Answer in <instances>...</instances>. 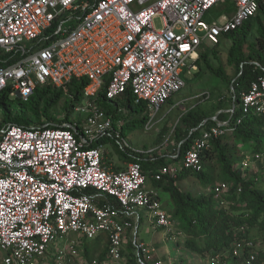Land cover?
<instances>
[{"label": "built area", "instance_id": "1", "mask_svg": "<svg viewBox=\"0 0 264 264\" xmlns=\"http://www.w3.org/2000/svg\"><path fill=\"white\" fill-rule=\"evenodd\" d=\"M219 1L0 0V93L9 90V96L25 101L37 86L86 80L83 100L74 108L82 115L80 124L72 118L60 126L0 128V264H36L50 242L70 231L87 239L105 232L108 256L119 262L126 230L137 264H166L153 247L137 240L139 210L146 209L151 222L173 233L172 238L181 232L174 233L157 193L144 189L146 176L136 157L123 168L105 165L103 139L133 155L141 151L121 130L127 108L117 105L112 115L95 99L113 102L130 90L135 103H145L149 114L143 126L150 128L162 105L184 86L186 60L188 68L196 70L205 40L218 42L264 4L233 0L230 14L207 21ZM234 109H227L228 120H216L192 138L182 157L185 169H203L201 151L213 138L232 131ZM237 109V123L243 115H264V75L241 92ZM261 157L255 153L250 159ZM250 159H243L240 169L247 168ZM177 171L176 165H163L152 177L175 176ZM228 190L225 181L212 187L217 197ZM73 244L68 245L71 255L77 253ZM245 244L253 246L252 241ZM241 246L234 245L233 255ZM254 260L250 252L245 264Z\"/></svg>", "mask_w": 264, "mask_h": 264}, {"label": "trees", "instance_id": "2", "mask_svg": "<svg viewBox=\"0 0 264 264\" xmlns=\"http://www.w3.org/2000/svg\"><path fill=\"white\" fill-rule=\"evenodd\" d=\"M260 14L264 16V4L259 11L241 26L220 35L218 42L211 46L201 44L198 57L195 60L199 68L220 77L227 86L230 93L228 108H222L221 104L212 114H207L199 108H189L178 117V121L172 127L173 139L176 141L173 153L160 154L154 148L147 156L133 155L127 151L126 160L136 157L142 172L145 174H155L158 170H152V164L157 162L160 167L170 165L179 161L180 166L175 176L164 175L154 181L162 184L169 191L174 204L173 213L170 218L176 221L180 232L184 233L183 243L193 252L202 256H209L211 259H228L230 264H245V260L250 252L255 255L254 264H264V178L258 172H240L235 167L238 160L253 158V154L260 153L261 167H264V115L255 113L243 115L240 123L235 122V117L240 114L236 102L239 103L241 92L248 89L250 82L264 75V26L260 20ZM258 23V36L255 40L248 39L252 23ZM222 39L230 41L227 50V64L234 68L232 74L226 72L220 63L218 56L219 43ZM217 62V65L214 64ZM85 79L71 78L64 86L56 87L50 84L37 86L33 94L25 101L17 97L9 96V90L0 93V128L8 124H17L26 128L60 126L64 122L72 123L71 114L74 108L83 100V87ZM99 91L103 95L104 88ZM67 96L68 104L63 105L64 116L59 120L53 115L52 109L59 101ZM96 102L112 115L116 112V106L121 105L127 108L128 112L122 116L125 128L135 125L133 115L142 114L140 122L148 117L145 103H135L130 90H126L122 95L116 97L113 102H104L99 98ZM168 99L167 101H169ZM111 103L114 106H111ZM219 103H222L220 100ZM235 105L234 115L231 116L233 129L227 134L213 138L208 142L201 153V164L207 167L209 172L202 174L196 172L203 181L209 182L208 193L194 194L190 191L182 190L178 185L184 170L182 157L188 148L192 138L197 136L201 128H207L216 124V120H226L225 114L230 117L227 109ZM216 116L215 119H212ZM76 124H80V119L76 118ZM167 132V127L162 126L157 140ZM240 144L254 147L252 155H248L245 149H240ZM247 169V168H245ZM188 172H194L187 170ZM222 173L225 181L229 185V190L220 197L212 192L213 175ZM240 190V191H239ZM90 191V190H86ZM222 204H220V200ZM101 239V236H96ZM252 241L253 246H246L245 242ZM237 242L242 246L238 255H233V247ZM180 243V241H176ZM106 250L99 258V263L108 256ZM86 248L84 252H86ZM124 264H137L133 251L132 240L128 247L122 249Z\"/></svg>", "mask_w": 264, "mask_h": 264}, {"label": "rangeland", "instance_id": "3", "mask_svg": "<svg viewBox=\"0 0 264 264\" xmlns=\"http://www.w3.org/2000/svg\"><path fill=\"white\" fill-rule=\"evenodd\" d=\"M233 0H221L216 3L210 11V14L206 15V20L209 21L210 16L218 17L222 13H228L232 8ZM260 20L263 22L264 26V16L260 14ZM156 24L159 25V20H156ZM258 23L254 21L251 26V31L249 33L248 39L250 41L255 40L258 36ZM204 45L211 46L208 40L204 41ZM230 45V41L227 39H222L219 43L218 56L220 58V63L224 67L227 73L232 74L234 68L227 64V50ZM186 65L183 67L181 77L184 80V86L177 91L171 100L167 101L162 105L157 113L155 122L148 129L144 128V124L140 122L142 114L133 115L135 125L130 128H125L123 135L129 141L131 146L141 153V156H147L151 154V151L156 148L157 152L164 155L168 153H173L176 141L173 139L172 127L178 121V117L184 113L189 108L197 107L201 111L212 114L217 108V105L221 104L222 108H228L230 105L229 97L230 93L227 91V86L225 82L220 78L205 70V68H199L198 65L196 70H190L189 60H186ZM217 65V62L214 61ZM198 95H200L198 97ZM222 103H219V101ZM68 104L67 96L59 101V103L52 109L53 115H55L59 120L64 116L63 105ZM238 105V102H236ZM111 106H114L111 103ZM72 118H79L82 120V115L74 110L71 114ZM228 120V115L225 117ZM162 126L167 127V132L161 136L160 140H157L159 132ZM101 140H99L100 142ZM104 156L105 161L108 163L110 159L115 161L119 157H124L126 154L124 152H119L115 143L109 139H103ZM240 149H245L248 155H252L254 147L251 145L240 144ZM250 159V158H249ZM251 160V159H250ZM180 162L176 161L170 165L180 166ZM261 158L250 162L247 169H240L241 162L237 161L235 167L239 168L240 172L243 174L246 172H258L261 173L260 177L264 178V167H261L263 163ZM115 166V164L113 165ZM152 170H159V163L155 162L152 164ZM209 172L206 166H204L202 174ZM225 176L222 173H215L213 175V182H218L224 179ZM178 185L182 190L190 191L194 194L208 193L210 190L209 182L203 181L201 176L196 172H188L184 170L181 178L178 180ZM145 190L155 191L158 195L161 206L166 210L168 215H172L174 204L171 200L170 193L167 191L162 184H157L152 174H146V181L144 185ZM141 220L138 224V235L137 240L148 243L154 249L155 256L161 258L166 264H230L229 258L221 260L220 258L211 259L209 256H202L197 252H193L183 243L184 233L177 234L176 237H171L173 233H167L165 229L161 227H156L150 220L148 212L146 209L139 210ZM174 233L179 231L176 221H173ZM101 239L96 237L87 239L82 234L78 232H68L63 236H57L52 242L47 246L46 251L43 255L37 257L36 264H124V259L119 262H114L109 258L105 257L104 261L99 263V258L103 255L107 246V237L105 232L99 234ZM123 248L128 247V243L131 240V234L129 230L124 233ZM180 241V243H176ZM74 243L77 253L71 255L68 252V245ZM86 248V252L84 249ZM62 251L60 254L59 251ZM66 253V254H65ZM65 254V255H64ZM95 261V262H93Z\"/></svg>", "mask_w": 264, "mask_h": 264}, {"label": "crops", "instance_id": "4", "mask_svg": "<svg viewBox=\"0 0 264 264\" xmlns=\"http://www.w3.org/2000/svg\"><path fill=\"white\" fill-rule=\"evenodd\" d=\"M233 10V5H232V8L230 9V11L228 12L229 14L232 12ZM174 96V95H173ZM172 96V97H173ZM172 97L170 98V100L172 99ZM107 158L106 156H104V159ZM126 156L124 157H119L118 159H116L115 161H113L112 159H110V162H106L105 161V165L110 167V168H114V169H117V168H123L125 166V163H126ZM115 164V166H113ZM217 183V182H216Z\"/></svg>", "mask_w": 264, "mask_h": 264}]
</instances>
